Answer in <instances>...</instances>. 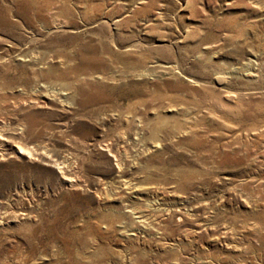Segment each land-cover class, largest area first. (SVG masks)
<instances>
[{
    "label": "rangeland",
    "instance_id": "rangeland-1",
    "mask_svg": "<svg viewBox=\"0 0 264 264\" xmlns=\"http://www.w3.org/2000/svg\"><path fill=\"white\" fill-rule=\"evenodd\" d=\"M0 135V264H264V0H0Z\"/></svg>",
    "mask_w": 264,
    "mask_h": 264
},
{
    "label": "bare ground",
    "instance_id": "bare-ground-1",
    "mask_svg": "<svg viewBox=\"0 0 264 264\" xmlns=\"http://www.w3.org/2000/svg\"><path fill=\"white\" fill-rule=\"evenodd\" d=\"M242 75L245 78H249L250 79V78L254 77L255 74L254 73H251V72H248V73H242ZM0 139H1V135H0ZM1 140H0V146L2 145ZM17 149H18V153L19 152L20 153H24L25 152V149L23 150L21 147H18ZM155 195H156V202L159 205L158 207L159 208H162V209H166L167 208V207H165L166 206V204H165L166 194L165 193H162L161 191L160 192L157 191L155 193ZM134 197L136 199H138V200H143V197H142L141 193L135 194ZM175 202L177 204V207L176 208H182V209L186 210V212H188V215H193V210L191 208V205L188 204V201L183 196L177 195L176 198H175ZM129 212H131V215L133 217V220L137 224V226L135 227L136 230H134V232H136V231H138L143 226V222H144V220L146 218V213H143V212H141L139 210H134L133 208L130 209ZM131 230H132V228H131ZM134 232L132 231V232H130V234H134Z\"/></svg>",
    "mask_w": 264,
    "mask_h": 264
}]
</instances>
